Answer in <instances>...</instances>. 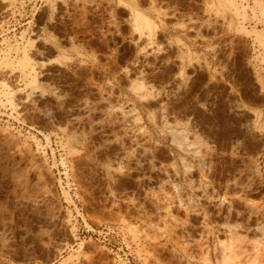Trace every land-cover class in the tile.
Here are the masks:
<instances>
[{"label":"rangeland","instance_id":"obj_1","mask_svg":"<svg viewBox=\"0 0 264 264\" xmlns=\"http://www.w3.org/2000/svg\"><path fill=\"white\" fill-rule=\"evenodd\" d=\"M0 264H264V0H0Z\"/></svg>","mask_w":264,"mask_h":264},{"label":"bare ground","instance_id":"obj_2","mask_svg":"<svg viewBox=\"0 0 264 264\" xmlns=\"http://www.w3.org/2000/svg\"><path fill=\"white\" fill-rule=\"evenodd\" d=\"M235 1V0H234ZM233 8L235 9V7L233 6ZM239 11V10H238Z\"/></svg>","mask_w":264,"mask_h":264}]
</instances>
